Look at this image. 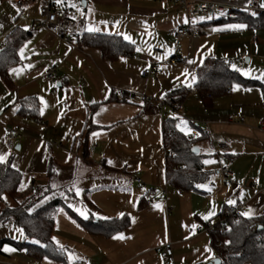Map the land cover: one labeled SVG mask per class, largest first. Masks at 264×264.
Instances as JSON below:
<instances>
[{
	"label": "crops",
	"instance_id": "1",
	"mask_svg": "<svg viewBox=\"0 0 264 264\" xmlns=\"http://www.w3.org/2000/svg\"><path fill=\"white\" fill-rule=\"evenodd\" d=\"M78 4L79 11L65 9L73 11L74 28L60 37L42 26L37 4L20 11L15 0H0L1 49L15 29L30 32L15 60L0 72V154L12 156L13 167L22 173L17 200L29 199L52 186L32 211L55 200L61 202L51 239L55 237L64 246L67 257L72 255L71 264H209L219 259L205 225L227 204L213 180L220 176L229 183L222 168L232 173L227 198L235 200L242 211L251 207L253 217L264 215V130L260 129L264 88L240 86L205 107L195 90L197 71L207 58H222L230 66L237 58L249 57V62L261 58L254 45L264 44V36L254 32H264V28L228 29L226 25L242 22L190 18L181 5L166 0H79ZM86 25L100 31L89 33ZM186 25L200 34L181 38L180 55L185 61H172L175 32ZM90 34L117 35L123 40L126 34L131 42L125 41L133 45L134 52L105 59L99 48L82 42ZM153 65L158 70L144 76ZM50 70L54 78L46 81ZM187 83L191 87H185ZM181 89L189 93L178 111L173 113L167 102L159 111H149L152 106L145 102L146 96L165 100ZM28 98L37 100V119L20 112L22 101ZM171 115L187 122L189 134L194 131L189 123H193L208 135V140L198 145L204 160L215 161L205 164L212 174L203 184L207 188L184 191L168 182L163 124ZM9 129L18 131L19 150L6 145ZM221 143L224 148L219 147ZM50 168L55 169L53 174H49ZM134 176L146 187L141 188ZM73 181L80 189L79 196L71 187ZM6 204L12 207L16 202L8 198ZM69 204L86 209L89 218L84 219ZM1 206L4 209L6 205ZM210 211L214 214L203 219ZM93 212L110 219H97L90 215ZM120 212L130 219L128 228L119 232L124 234L122 240L113 239L118 233L110 237L93 234L79 221L121 219ZM16 228L12 222L0 225V243L4 242L0 264H64L37 259L19 249L12 242H23L26 236L24 233L22 238ZM166 243L173 244V255L164 259L156 249ZM5 247L14 251H5Z\"/></svg>",
	"mask_w": 264,
	"mask_h": 264
},
{
	"label": "trees",
	"instance_id": "2",
	"mask_svg": "<svg viewBox=\"0 0 264 264\" xmlns=\"http://www.w3.org/2000/svg\"><path fill=\"white\" fill-rule=\"evenodd\" d=\"M213 21L216 23L242 22L247 26V29L264 28V14L254 16L242 12L235 20L218 18ZM29 36L30 32L17 28L6 37L4 47L0 50V72H4L15 60L20 45ZM82 42L99 48L103 57L109 60L128 56L134 52L133 45L117 35L90 34L83 37ZM233 84L244 88H264L260 81L244 77L233 70L229 63L222 58H207L198 68L195 90L205 107H210L215 98L229 94ZM188 93L187 89L177 90L168 94L165 100L171 108L178 111ZM29 105L30 109H28ZM148 107L151 111L150 106ZM37 110L36 98L22 101L20 112L23 115L37 119ZM173 117L180 119L178 115H171L165 118L163 124L168 182L184 191H199L200 189L196 185L208 182L212 174L203 163L205 156L201 153L195 154L193 149L198 147L201 142H206L208 135L199 125L189 123V126L199 133L197 137L190 139L188 135L176 128L179 119ZM52 169L50 168L49 174H53ZM21 180L22 173L13 167L12 156H10L6 164L0 165V195L7 199H14L16 205L10 207L5 200L0 199V203L6 205L0 214V225L12 222L15 226L23 229L26 239L23 242H12L19 249L27 250L37 259L49 258L67 264L65 251L60 252L51 239L55 215L61 202L55 200L32 211V208L44 199L50 189L52 190V186L29 199L17 200ZM145 200L147 203L148 197ZM219 220L223 222L216 223ZM79 221L91 233L107 237L125 230L130 225L128 216L111 221L94 222L81 219ZM210 224H214V229L209 232L212 247L220 259V264H264V215L249 220L242 217L240 213L233 212L229 205L225 204L220 214L205 226L208 227ZM32 240H39L46 247L42 248L39 244H33ZM2 243L4 242H1L0 245Z\"/></svg>",
	"mask_w": 264,
	"mask_h": 264
},
{
	"label": "built area",
	"instance_id": "3",
	"mask_svg": "<svg viewBox=\"0 0 264 264\" xmlns=\"http://www.w3.org/2000/svg\"><path fill=\"white\" fill-rule=\"evenodd\" d=\"M145 2H153L157 0H142ZM171 3H176L181 5L184 9L188 11V16L190 18H200V17H218L224 19L235 20L239 13H255L254 16H260L264 14V9L259 7V4L256 0H252L251 4H248L247 0L244 2L238 0H166ZM15 4L17 8L21 11L25 7L37 4L39 8V13L41 16V24L47 29L55 31V33L60 37H65V34L74 28V23L71 16V11H66L61 8L56 0H15ZM247 7V11L245 10ZM223 13V15H221ZM200 34V30L191 29L189 25L179 27L175 32V38L177 40L175 55L172 58V61L176 62H184L185 57L180 55L182 44L179 43V40L186 36L198 35ZM1 49V47H0ZM158 70L157 65H153L146 69L143 73L144 76L150 75L152 72ZM54 71L50 70L45 75V80L50 81L54 78ZM145 102L150 104L151 110L153 112L159 111L163 104L166 103V100L154 99L146 96ZM173 113H175V109H173ZM260 129L264 130V121H262L260 125ZM196 130L192 131L188 137L193 139L197 137ZM18 137V131L16 129H9L5 134L6 145L10 150H14L16 148V138ZM220 148H224L225 144H219ZM221 174L224 179L232 184V173L227 167L221 169ZM134 181L141 187L145 188L146 185L137 176H134ZM149 199H152L149 197ZM230 210L235 213H240L242 211V207L238 206L236 203L234 205H229ZM222 223V220L217 221L216 223ZM208 230L214 229V224H210ZM156 252L160 254L162 258H169L173 255V244L166 243L156 249Z\"/></svg>",
	"mask_w": 264,
	"mask_h": 264
},
{
	"label": "snow or ice",
	"instance_id": "4",
	"mask_svg": "<svg viewBox=\"0 0 264 264\" xmlns=\"http://www.w3.org/2000/svg\"><path fill=\"white\" fill-rule=\"evenodd\" d=\"M56 2H57V4H60V3L62 2V0H56ZM247 2H248V4H251L252 0H247ZM13 7H16V6L13 5ZM72 7H76V5H72ZM259 7L262 8V9H264V0H261V2H260V4H259ZM245 10H246V11L248 10L247 7H245ZM77 11H79V8H77ZM251 14H252V15H255L254 12L251 13ZM81 15H83V13H81ZM221 15H223V13H221ZM210 18H211V17H209V19H210ZM72 19H75V17H72ZM200 19L203 20L204 17H200ZM225 27L228 28V29H244V28H246L247 26H246L245 24H243V23H240V24H228V25H226ZM25 30H26V29H25ZM85 30H86L87 32H89V33H96V32H98V31H100V29L97 28V27H94V26H87V25L85 26ZM213 31H216V29H213ZM118 34H119V33H118ZM123 38H124L126 41H130V42H131V39H130V37H129L128 35L125 34V35L123 36ZM136 50H137L138 52L140 51L139 48H137ZM207 51H208V52H211V48H208ZM20 53H21V56L23 57L24 48H21V49H20ZM192 62H193V61H189V63H192ZM26 67L31 68V65H27ZM231 67L233 68V70L239 72L241 75H245V76L250 75V70H249V71H244L243 69L237 68L236 65H232ZM11 71H14V72H17V73H18V72L20 71V69H12ZM183 75H184L185 77H187V76L189 75V73L187 72V70H185V72L183 73ZM195 80H196L195 75H192V76H191V81H192V82H195ZM185 87H191V83H187V84H185ZM239 87H240V86H239L238 84H233V85H232V90H233V91H236V90L239 89ZM161 98H163V97H161ZM41 103L43 104L44 101L41 100ZM173 118H174V119H179L178 117H173ZM176 128H177L179 131L183 132L185 135H188L189 132L191 131V129H189L188 126H187V122H186L185 120H183V119H179V123L176 125ZM93 135H97V134H96V133H93ZM196 135H199V133H196ZM193 151L195 152V151H197V149L194 148ZM7 161H8V154H7V153L0 154V165H4V164H6ZM214 162H215V161H212V160H204V161H203V163L206 164V165H207V164L214 163ZM109 163H111V161H109ZM53 171H55V169H53ZM24 186H25V185L22 183V184H21V188H23ZM54 187H55V185H54ZM71 187H72L73 189H75V193H76V195L79 196V195H80V189H79L78 187H76V181H73V182H72ZM196 187H198V188H207V186H206V185H203V184H198V185H196ZM208 190L210 191V189H208ZM61 195H63V193H61ZM0 199L5 200V202H6V199H7V198H6L5 196H3V195H0ZM227 203H228L229 205H234V204L236 203V201H235V200H228ZM68 207L71 208L73 211L77 212V213H78L80 216H82L84 219H88V218H89V214L87 213V210H86V209H83V208H76L73 204H69ZM154 207L159 208L160 205H154ZM213 214H214V212H213V211H210V212L208 213L207 216H204V217H202V218H203V219H208V218H209L210 216H212ZM90 215L95 216L97 219H102V220H108V219H110V217H107V216H101V215H99V214H97V213H95V212L90 213ZM124 215H125V214H124L123 212L118 213V216H120V217H123ZM240 215H241L242 217H244V218L250 220V219L253 218V216H254V212H253V209H252L251 207H249L246 211H241V212H240ZM133 222H135V221L133 220ZM196 227H197L196 224H193V225H192V228H193V229H195ZM15 231L18 232V233H20V235H21L22 238H25V237H24L23 229H21V228H16ZM113 239H121V240H122V239H124V234H123V233H118L116 236H113ZM52 240H53V243L56 244L57 249H58L60 252L63 253V252L65 251L64 246H63L62 244H60V242L57 241L55 237H53ZM31 242H32L33 244H39L40 247H42V248H43V247H46V246H45L44 244H42L39 240H32ZM226 243H228V242L226 241ZM4 250H5V251H14L13 249H8L7 247H5ZM205 251H206V252H210V249H207V248H206ZM67 258H68V260H69V262H70V264H71V262H72V260H73L72 255L69 254Z\"/></svg>",
	"mask_w": 264,
	"mask_h": 264
},
{
	"label": "rangeland",
	"instance_id": "5",
	"mask_svg": "<svg viewBox=\"0 0 264 264\" xmlns=\"http://www.w3.org/2000/svg\"><path fill=\"white\" fill-rule=\"evenodd\" d=\"M78 1L79 0H62V2L59 4V6L63 9H71V10H75L78 7ZM72 5H76V7H72ZM71 14H73V11L70 12ZM254 32V35H256V33L258 35H261L262 37L264 36L262 33L264 32ZM251 35V34H250ZM255 37V36H254ZM257 49H260V56H262L261 58H254V61L249 62L247 61V58L249 57H245V58H237V60H232V62L230 61L231 65H236L237 68L243 69L244 71H249L250 70V75H243L246 78H250V79H258L262 82H264V44L263 43H257L256 45H254V51H257ZM229 61V60H228ZM213 180H216V186L217 188H219V191H222L224 193V195H222L221 197L223 198V200L226 199V203L228 200H232V198H227V194L229 191H231V187L232 185H230L229 183L224 182V180L220 177V176H216ZM233 182V179H231ZM220 197V196H219ZM228 204V203H227ZM2 205V203H1ZM229 205V204H228ZM2 206L0 207V212L2 210Z\"/></svg>",
	"mask_w": 264,
	"mask_h": 264
},
{
	"label": "water",
	"instance_id": "6",
	"mask_svg": "<svg viewBox=\"0 0 264 264\" xmlns=\"http://www.w3.org/2000/svg\"><path fill=\"white\" fill-rule=\"evenodd\" d=\"M19 149H20V147L19 146H16V150H19ZM195 149H197V151H195L194 153L195 154H199L200 151H199L198 147H195ZM209 264H220V259H216V260L212 261Z\"/></svg>",
	"mask_w": 264,
	"mask_h": 264
}]
</instances>
